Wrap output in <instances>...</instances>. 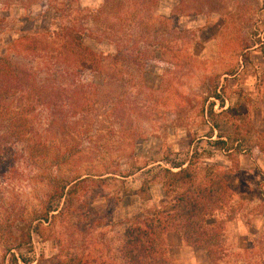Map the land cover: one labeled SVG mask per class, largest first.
<instances>
[{"label": "rangeland", "instance_id": "374dc122", "mask_svg": "<svg viewBox=\"0 0 264 264\" xmlns=\"http://www.w3.org/2000/svg\"><path fill=\"white\" fill-rule=\"evenodd\" d=\"M60 1L0 0V55L21 61L8 49L11 41L74 23L60 10ZM179 2L162 0L146 12L144 16L151 17L149 29L123 28L124 41L131 40L122 52L123 68H111L108 58L101 73L83 68L73 78L83 88H76L79 95L68 102L80 112L85 107L69 118L87 129L54 131L49 149L55 158L59 156V164L68 150L74 154L68 165L59 166L60 176L86 180L78 186L67 218L42 227L41 239L34 238L33 253L21 248L33 264H72L84 258L95 264H120L117 252L126 223L162 207L161 170L182 161L190 162L196 185L221 172L226 175L228 189L216 194L223 196L222 207L207 222L223 223L218 241L227 251L221 264H230V258L239 262L236 251L244 240L258 246L261 256L264 123L257 110L258 86L264 81V0ZM102 4L103 0H75L70 11L85 16ZM106 38L85 39L83 46L95 54L116 55L111 34ZM100 86L99 99L95 93ZM213 94L223 101L222 110ZM211 105L213 117L207 112ZM217 136L233 151L216 147ZM47 193L45 186L19 179L5 190L3 199L12 212L26 219ZM173 198L174 193L168 199L171 206ZM4 226L0 264H10V229ZM172 233L180 235L170 232L161 238L167 264L185 259L171 251ZM11 234H17L14 227Z\"/></svg>", "mask_w": 264, "mask_h": 264}, {"label": "trees", "instance_id": "16d2710c", "mask_svg": "<svg viewBox=\"0 0 264 264\" xmlns=\"http://www.w3.org/2000/svg\"><path fill=\"white\" fill-rule=\"evenodd\" d=\"M74 1L62 0L58 3L60 10L74 23L56 26L52 30L44 29L41 35L21 36L11 41L8 49L13 55L21 56V61L0 55V228L5 225L4 228L10 229L7 244L10 264H33L28 254L33 253L34 238L41 239L44 225L50 226L64 216L67 218L79 194L78 186L86 180L60 176L59 166L68 165L74 154L68 150L59 164V156L55 158L49 149V138L54 131L77 128L81 133L87 129L69 118L83 112L85 107L83 105L80 112L77 106L69 104L73 101L72 95H79L77 89L83 88L78 82L74 83L73 78L77 79V72L83 71V68L88 73H101L108 58L111 68H123L122 52H126L125 43L131 41H124L123 28L149 29L147 19L151 17L144 15L162 0H103L97 10L85 13V16H81V11H70ZM182 1L179 5L183 4ZM199 7L197 5L195 9ZM109 33L114 39L110 41L116 55L95 54L83 46L85 39L93 37L102 42ZM129 50H132L131 46ZM128 54L136 59L133 52ZM67 87H75V90ZM102 89L98 87L95 93L99 99ZM212 98L218 101L222 110L223 101L219 96L213 94ZM207 112L209 117L214 116L212 105ZM217 138L218 141L213 143L216 147L226 153L233 151L220 136ZM56 161L58 164H55ZM169 165V169L161 170L162 177L159 178L163 191L162 207L144 214L135 222L126 223L117 252L120 264H167L161 238L170 232H178L187 246L204 250L209 257L215 258L217 264H221L222 258H225L223 253L227 251L218 241L223 223L214 226L207 222L214 219L212 212L221 209L218 206H221L223 196L216 194L228 189H225L226 175L221 172L219 177L196 185L190 172V162ZM19 179L41 184L48 191L45 198L38 202V210L26 219L12 212L5 203L6 199H3L5 190ZM173 193L171 206L168 199ZM4 214L9 219L3 218ZM13 227L17 231L16 236L11 234ZM23 247H28L26 256L20 252ZM72 264L95 263L84 258Z\"/></svg>", "mask_w": 264, "mask_h": 264}, {"label": "crops", "instance_id": "0c3cea01", "mask_svg": "<svg viewBox=\"0 0 264 264\" xmlns=\"http://www.w3.org/2000/svg\"><path fill=\"white\" fill-rule=\"evenodd\" d=\"M254 53L256 54V52ZM258 89H259L258 93L260 95L259 101L261 103H259V106H258L259 110H257V116L264 123V81L259 84ZM261 131L264 132V129H262ZM172 239H173L172 240L173 248L171 249V251L172 250L173 252L178 251L181 256H185V259H183V257L181 259L183 261H176L174 259L173 264H176V263L177 264H214L213 261H211V258L207 255V253L204 250L197 248V247L187 246L183 242L180 235L176 233H172ZM165 242L168 245L167 238L165 239ZM242 244L244 246H242L241 248L238 246V244L237 246L235 245L236 247H239L237 248L236 252L237 254L241 255L240 257L242 258L240 259H242V261L236 262L234 261V259L230 258L231 262H236L235 264H264V256H262L264 254L263 244L262 246H259L262 251L261 256H259L260 254L257 255V252H256L258 249V246L256 247V245H254L252 242L250 243L249 240H244Z\"/></svg>", "mask_w": 264, "mask_h": 264}]
</instances>
